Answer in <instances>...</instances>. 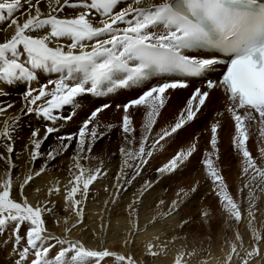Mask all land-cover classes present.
Returning <instances> with one entry per match:
<instances>
[{
  "label": "snow or ice",
  "instance_id": "snow-or-ice-1",
  "mask_svg": "<svg viewBox=\"0 0 264 264\" xmlns=\"http://www.w3.org/2000/svg\"><path fill=\"white\" fill-rule=\"evenodd\" d=\"M217 68L222 74L213 79ZM42 73L57 78L32 87ZM153 77L160 81L149 86ZM190 78L203 83L191 91L175 122L156 133L170 94L191 88ZM19 83L26 85L20 115L34 114L48 123L31 130L22 149L27 153L26 170L17 184L13 176L20 158L15 152L20 115H9L17 104L6 100L10 95L6 89ZM133 85L144 88L136 98L117 105L122 112L118 125L101 120L111 107L102 103L86 115L78 130L60 134L64 124L74 119L85 94L102 97ZM214 92L223 96L222 110L210 124V150H204L201 164L226 214L225 224L246 221L250 237L246 245L244 234L234 230L222 259L184 240L170 264H208L200 260L202 256L216 264H264V226L257 229L254 224L259 201L264 199V147L258 148L259 158L248 147L253 128L257 143L264 141V0H0V245L11 254L7 264H137L130 250L136 247L134 237L173 218L178 231L161 229L144 242L140 264L166 256L170 245L190 235L183 229L198 223L180 215L198 186L179 188L170 202L159 200L158 211L144 227L140 208L159 179L183 169L199 151L198 143L194 140L156 168V181L139 180L155 151L194 122L212 102ZM66 106L71 114H65ZM133 109L143 110L139 129ZM223 117L234 128L232 149L241 157L239 200L218 166L223 129L219 118ZM117 127L122 141L118 168L109 172L103 159L93 166L96 145ZM53 134L56 145L45 151L43 145ZM69 152L67 183L57 179L46 190L37 186L33 190L38 198L30 201L27 189ZM41 160L39 169L33 167ZM102 180L109 183L103 185L108 198L101 214L115 212L131 192L124 206L129 227L123 252L89 247L81 239L88 230L87 202ZM59 195L62 206L52 198ZM49 218L61 235H53ZM199 222L210 227V213L202 212ZM109 229L101 219L99 231L93 229L92 235L98 237Z\"/></svg>",
  "mask_w": 264,
  "mask_h": 264
},
{
  "label": "rangeland",
  "instance_id": "rangeland-1",
  "mask_svg": "<svg viewBox=\"0 0 264 264\" xmlns=\"http://www.w3.org/2000/svg\"><path fill=\"white\" fill-rule=\"evenodd\" d=\"M184 92L185 93H182L179 95L184 96L187 99L188 96H190L191 91L190 89H187V90H184ZM116 93L117 92H113L112 95H115ZM134 95H137V94L135 93L130 96H134ZM15 96L17 97V95ZM130 96L125 95L123 98L115 99L112 103L108 102V104L111 107L105 110L104 114L101 116V120L104 123H111L114 125H118L122 112L118 110L117 105L123 104V101L130 98ZM84 100L85 98H82L80 104H83ZM103 101L101 100L100 102L103 103ZM100 102L95 103L94 104L95 106L93 107H82L80 109H77V111L75 110L76 114L78 113V111H81L82 114L80 113L79 116L75 114L74 119L71 122L65 123L63 130L61 132V135L67 132H75L76 130H78L79 125L82 123L83 119L86 118V115L89 114L90 111L94 109V107L100 106L102 104ZM180 110L174 113L173 107L167 104L166 108L163 110L162 117L159 119L158 126L155 129L156 133H159L161 129L167 128L171 124H173L177 116L179 115ZM69 111H71V108L66 109L65 114H68ZM132 112L134 114L136 127L137 129H139L140 124L142 122L143 110H141L140 112H137L135 109H133ZM211 117L214 120L218 119V117H216L215 114H204L203 120H201L202 117L200 118L198 117L196 119V121L201 120V122H199V124L196 125L195 128L190 129L191 127L189 126L194 123V122H191L183 130H180L177 134H175L173 139L168 140L167 142H164L163 147L155 151L153 158H151L149 164L144 168L143 175H142V182L143 180L156 181L158 178V174L155 171L156 168L161 167L164 163L167 162L168 159L171 158L172 155L175 154L176 151L186 148L194 140L198 143L199 151L190 158V160L187 162V164L183 167L182 170L172 175L164 176L162 179H159L158 183L154 185L153 189L155 190V187H156L158 191L156 192L157 196L155 200H153L152 202V207L154 208L153 209L154 212L158 211V209L155 208V205L159 200L163 199L166 202H170L173 198H175L176 193L178 189L180 188V185L184 182L189 181L191 176H193V179L197 182V183L194 182L193 186H198L200 182L203 183L205 182V180H207L205 177L203 165L201 164V160L203 159L204 150L205 149L210 150V145L208 141L210 140V136H211L210 123H209V119H211ZM219 119H221L223 129L219 133V141H220L219 148H220V154L222 157V163L218 162V166L221 167L223 170V174L226 177V181L230 186L231 193L233 194L235 198L239 200L242 198L238 195V191L242 186V183H241L242 177L240 175L241 157H239L232 149L231 137L234 132V128L230 120L227 117H223ZM251 131H252V135H251L248 147H249V150L253 153V155L259 158L260 153L258 151V148L264 147V141H261L258 144L257 143V136H258L257 130L253 128ZM121 144H122V141H121L120 130L117 127L111 132H109L106 138L101 140L96 145L94 154L97 156V160L93 161L92 164L98 163L100 159H103L104 163H109L114 160L115 161L119 160L120 162L118 148L121 146ZM55 145H56V135L54 137H51V140L46 142V147L44 146V149L46 151L48 147H55ZM213 158L215 159V157ZM162 180H170L171 184L168 186L165 185L161 187L160 184L162 183L161 182ZM188 185L189 184H184L182 187H184L187 190ZM209 186H211L210 189L205 191L204 195H199V197L194 199V196L196 193L192 194L188 202L182 208L184 217L198 221V223L193 225L191 228H185L183 230L184 233H190V235L186 237H189L191 239L193 236H195V241H193V238L191 241L192 243L195 242L198 247H207L209 245H214V246L220 245L224 242L223 241L221 243L223 239L226 241V240H230L233 238L234 230L238 229L239 232L241 233L243 224L247 225L246 221L239 225L233 224L231 227H228L225 224L226 214L220 208L218 198L216 197L215 192L212 191L211 183ZM162 188L166 190V193H165V190L161 191ZM244 196L245 197L247 196L246 190L244 192ZM156 200L158 201L156 202ZM262 200L259 201V211L256 212L257 219L254 223L259 221L261 219L262 214L264 213V199ZM198 205L204 208V210L207 208L208 212L210 213V216H211L210 217V227L208 223L199 222L201 211L200 210L196 211V207ZM244 207L245 208L248 207L246 202L244 204ZM88 212L89 211H87L86 213ZM218 221H219V224H218ZM217 231H219L218 232L219 236L216 235ZM4 251L0 253V257H3V255L5 254L7 256L10 254L8 249H5ZM109 264H112V262H109Z\"/></svg>",
  "mask_w": 264,
  "mask_h": 264
},
{
  "label": "bare ground",
  "instance_id": "bare-ground-1",
  "mask_svg": "<svg viewBox=\"0 0 264 264\" xmlns=\"http://www.w3.org/2000/svg\"><path fill=\"white\" fill-rule=\"evenodd\" d=\"M56 78H57L56 74H43L42 73V74H40L38 81L32 82L31 86L32 87H39L40 83H47L48 79H56ZM25 88H26V85L24 83H19V84L13 85V86L6 89V91H8L10 93V95L8 97H6V100L7 101H14L17 104V107L14 110H12V112H10L9 115H12V114L20 115L19 106L21 104V95H22L23 91L25 90ZM127 88H129V89H127V90L116 89L117 93L115 95H112V93L114 92L113 91V92L108 93L107 95L102 96V97H97V96H94L92 94H85L84 97H82V98H85L84 103L80 104V107H78L77 109H80L82 107H93V106H95L94 105L95 103H99L101 100L102 101L105 100V101H103V103L104 102L112 103L115 99L123 98L125 95L129 96L137 90V87L135 85H133L131 87H127ZM192 89L193 88L191 87L190 91H192ZM182 93H185L184 90H180V91L173 92L170 94L171 99H170V102L168 103V105L173 107L174 113L178 112L180 109H182L184 107L186 97L179 95ZM15 95H17V97ZM222 99H223V96L221 93L214 92L212 102L208 105L207 108L204 109L203 113L200 114L198 117L199 118L202 117L201 120H203L204 114H216L217 111H221L222 110ZM100 103H102V102H100ZM68 108H70V106H66V109H68ZM77 109H76V111H77ZM80 113H81V111H78V113L76 115L79 116ZM68 114H71V111H69ZM201 120H199V121L195 120L194 123L189 126V127H191L190 129L195 128V126L198 125L199 122H201ZM213 121H214V119L211 117V119H209V123L211 124ZM46 123H48V122L36 117L34 114L25 113L23 115H20V120H19L18 127H17L18 135L16 137V142H15V152H16L17 156H19L20 158L16 160V168H15L14 176H13L14 182L17 184L22 180V178H23L22 173H24L26 170L27 154L22 153V149H23L24 145L28 143V137L30 136V132L32 129L38 128V127L43 129V127ZM55 135L56 134H53L51 137H54ZM51 137L47 141L51 140ZM46 142L44 143L43 148H44V146L46 147ZM49 148L50 147H48L47 150ZM71 155H72V153L69 152L66 156H63L60 159H58L54 165H52L51 167L48 168L46 175H44L40 179L36 180L35 184L33 185L32 188L27 189V195H28V198L30 201H35L38 198V194L36 192H34V190H33L37 186H41L42 188H44L46 190L47 187L51 186V184L54 183L57 179L60 181V183L62 185L67 183V180L69 178V174H68L67 169H68V165L70 162L69 157ZM42 164H43V161L41 160L40 162L36 163L33 167H35L36 169H39V167ZM96 164L97 163L93 164V166H95ZM104 166L107 168V170L109 172H114L119 166V160L118 161L114 160V161H111L109 163H104ZM2 175H3V172H2V170H0V176H2ZM141 182H142V177L139 180V183H141ZM161 182H162L160 184L161 187H163L165 185L168 186L171 184L170 180H162ZM194 182L197 183L193 179V176H191L189 181L184 182L180 185V188L184 184H189L188 188H190L193 186ZM108 183H109V180H102L101 183L96 184V186L93 188V195H92V197H90V199L87 202V211H89V212L86 213V215H87L86 223L88 224V230L84 233V235L81 237V239L89 247H100V248L107 247L113 251L123 252V251H125V245L123 243V238L128 236V227H129L128 217H127V214L124 212V206L128 202V200L131 196V192L127 193L124 196L121 204L116 206L115 212H113L111 209H109L108 212L101 214V208L103 207V201L108 198L107 194L103 191V185L108 184ZM210 183L211 182L208 180H205V182H203V183L200 182L198 185V190L194 196V199L199 197V195H204V192L210 189V187H211V186H209ZM164 190L165 189L162 188L161 191H164ZM156 192H158V191L155 187V190L152 189L147 194L146 198L144 199V204L140 208V219H141V226L142 227H144L146 225L147 221L151 218L152 214L154 213V210H153L154 208L152 207V202H153V200H155V198L157 196ZM165 193H166V190H165ZM39 198L40 199L44 198L43 193L39 194ZM52 198L57 200L61 206L63 205V196L62 195L54 196ZM157 201L158 200H156V202ZM198 210H200L201 213L202 212H208L207 208L204 210V208H202L199 205L196 207V211H198ZM180 215L184 216V213L182 212V210H181ZM216 216H218V215H216ZM101 219H104L108 222V224L110 225V229L108 231H106L105 233H103L102 235H100L98 237H94L92 235V230L96 229L97 231H99V224L101 222ZM216 221H217V219H216ZM218 224H219V221H218ZM254 224H255V227L257 229H261L262 226H264V213L262 214L261 219ZM48 227L52 230L53 235H61V229L59 227L53 226L52 218H49V220H48ZM161 229L168 231V232L178 231V229H176L174 226L173 218H169L165 221H161V223L157 224L155 227H147L145 230L139 232L138 235H136L134 237V239L136 240V247L131 248L130 250L133 251L135 257L137 258V264H140V261L143 259V256H142L143 243L150 240L152 238V236L155 235L156 232L158 230H161ZM218 232L219 231H217L216 235H218ZM241 234H244L245 243L247 245L249 237H250V231L247 230V225L243 224ZM73 235H77V234L74 233ZM192 238L190 239L189 237H184V238H182L181 241H177L174 244L170 245L167 255L161 256L158 259L153 260L152 264H170L171 258L175 255L176 250L180 247L181 243H183L184 240H186L187 243L189 245H191L192 244V241H191ZM101 240L103 241V243H101ZM216 240H217V238H216ZM225 242L226 241L223 239L221 241L222 244H220V245H216V246L209 245V246L203 247V248L210 249V252L212 253V255L214 257L222 259L223 255H224V250L227 247ZM8 247H10V246H8ZM0 248H4V250L8 249L4 245H0ZM1 252L2 251H0V253ZM4 253H5V251H4ZM11 258H12L11 254H9L8 256L6 254L3 255V257H0V264H7V261L10 260ZM200 260L201 261L208 260V264H216L215 260L208 259L207 256H202L200 258ZM109 262H111V261H109ZM193 264H197V262L193 261Z\"/></svg>",
  "mask_w": 264,
  "mask_h": 264
}]
</instances>
